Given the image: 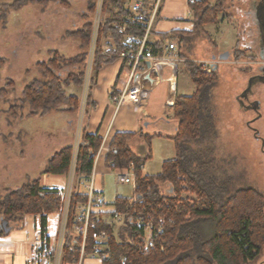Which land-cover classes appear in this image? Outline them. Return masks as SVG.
Returning a JSON list of instances; mask_svg holds the SVG:
<instances>
[{
    "label": "trees",
    "instance_id": "1",
    "mask_svg": "<svg viewBox=\"0 0 264 264\" xmlns=\"http://www.w3.org/2000/svg\"><path fill=\"white\" fill-rule=\"evenodd\" d=\"M29 1L35 0H12L9 3L0 0V10L5 15L6 11ZM190 4L197 31L203 30L208 23L218 21V4L212 5L206 0H194ZM104 13L106 17L98 30L93 70L94 66L100 67L113 60L125 48V36L119 32L118 25L126 24L127 33L138 36H142L145 31L143 24L131 21L125 0H105ZM91 32V22L76 32L86 47L90 44ZM103 35H112L118 43L114 52L104 53L101 50L100 40ZM173 35L177 34L167 33L164 38ZM179 36L181 39L190 37L183 32ZM232 55L239 59L247 55V50L236 46ZM85 60L86 55L78 54L71 58L70 63L83 65ZM3 62L0 58V75ZM186 63L196 89L190 96H178L174 104L178 120L177 133L172 138L176 157L164 162L161 173L144 176L140 168L143 158L134 154L129 145V141L139 132L117 133L113 140L116 151L108 157L110 167L115 170L129 168L134 163L138 182L136 199L117 197L114 211L150 213L156 220H164L163 232L156 239L155 246L146 250L143 247L142 231L136 228L131 215L127 227L120 228V242L113 234V225L100 219L90 231L86 252H92L95 246L92 232L107 231L110 238L104 264H122L123 260L126 264H249L264 253V193L250 186L231 189V179L227 174L223 175L212 154L213 140L207 134L214 129L212 98L219 82L218 67L212 66L211 72H206L200 63L189 60ZM38 68L45 77L36 78L24 87L20 107H26L30 115H46L64 104L69 105L67 110L78 112L80 97L68 95L64 85L72 79L82 86L83 69L63 78L59 74L62 63L58 55L40 63ZM92 85L93 78L88 94V108L91 104ZM13 88L14 83L8 80L4 88L0 89L1 98L7 99V94ZM14 107L16 105L9 110H14ZM151 137L145 135L148 142ZM101 143V137L87 133L83 126L76 157V176H91ZM72 162L73 144H70L50 158L45 173H69ZM184 192L194 194L195 199L183 196ZM86 201L87 194L73 193L70 197L64 261L77 259L80 254L81 236L76 235L74 217L78 205ZM63 207L64 197L61 192L45 188L40 177L18 188L9 189L0 196V236L7 233L3 222L13 228L24 215L41 214L45 225L46 216L61 213Z\"/></svg>",
    "mask_w": 264,
    "mask_h": 264
},
{
    "label": "crops",
    "instance_id": "2",
    "mask_svg": "<svg viewBox=\"0 0 264 264\" xmlns=\"http://www.w3.org/2000/svg\"><path fill=\"white\" fill-rule=\"evenodd\" d=\"M11 1L12 0H1V2L6 3ZM130 1L132 0H125L126 7L129 6ZM206 1L213 3L215 0ZM248 1H250L251 5V19L258 31L257 39L253 41V44L257 42L256 49L252 48L253 50L251 52L249 51V54H256L261 59H264V0ZM44 12H46L44 14L52 16V23L43 22L47 18L41 15L38 19L29 22L28 24H32V22L35 21L37 25L34 27L31 26L27 39H22L20 36L18 39L15 38L17 36L16 32L20 30L7 32L3 28L0 29V58L5 60L4 58L6 57L4 55L8 54V60L12 68L8 67L7 71H10V77L8 78H11V81L14 80L21 83L22 77H25V80L30 83L34 79L42 77L43 73L42 70L38 68L39 64L53 59L55 55L59 56V60L62 63L59 74L63 78H67L69 74L77 73L83 68L82 64H73L70 63V60L78 54L86 55L87 47L83 44L81 36L76 33L83 30L84 25L82 24L83 26L81 25L79 27L74 25L75 27L73 28L74 31L71 33V39L68 40L64 36V32H59V28L61 27H56L58 26L55 21L57 13L47 12L46 10ZM220 17L221 16H219V18ZM223 19L224 17H221L218 22L208 23L204 26L203 30L197 31L194 11L191 7L190 0H163L162 7L148 42V47L159 59L153 64L148 61L142 63V74L139 81L144 83L147 92L141 104L125 103L119 108H116L113 102L114 96L118 95L126 86L130 74L129 67L120 55L100 67H97V65L95 68L94 66L91 104L87 109L84 129L87 133L98 135L102 138V143L94 163V181L97 194H101L102 197L104 196V181L102 177L100 178L99 176L101 174L121 170L113 169L108 163L109 154L116 151V149H113V147H116L113 145V140L117 133L139 132L138 135L129 141V145L134 154L143 158L142 164L145 165V168L141 170L144 176L161 173L164 162L173 160L176 157L175 143L172 138L177 133L178 120L175 117L174 104L178 96H190L196 89L186 63L187 59L191 58L192 55H197L199 53L198 50H203L204 47H208L209 54L214 58V56L217 57V55L219 56L225 51H231L239 42V44H241L238 38L237 40L233 39L234 41L232 40L227 44L223 43L222 35L228 32L227 23L224 22ZM61 26L62 29H64V25L61 24ZM182 32L185 36L187 35L190 37L181 39L179 34ZM167 33H175L177 35H173L166 39L164 38V34ZM208 34L209 36L211 35V40L207 38ZM198 38H203V40L198 43V41H196ZM218 38H220L219 43L217 42ZM206 40L208 41V45L205 43ZM170 43H174L176 48L170 49ZM100 48L104 53H112L118 48V43L112 35H103L100 40ZM253 51H256V53H252ZM60 57L62 58L60 59ZM22 60L27 62L23 71L19 68L21 65L16 67V64ZM4 64L3 62L1 66L0 78L4 75L3 73H7V71H4L5 69H2ZM181 75L186 76L187 83L181 81ZM260 75H264V69L262 68L260 74L256 75V79L260 77ZM147 77L150 78V80H154L150 87L146 86ZM71 80L72 79L67 80L64 85L66 93L68 95H77L80 97L82 86L77 84V81ZM246 90L247 88L245 91ZM250 92L251 90L247 91L249 96ZM239 101H242V104H246L247 98L241 96ZM68 107L69 105L64 104L57 109H53V111L46 115H30L28 113V116L23 120L28 127L26 130V134H29L27 138L31 140L33 137L31 133L42 134L41 137H44V141L52 149L48 152V155L47 152L43 155V159L39 163L40 168L42 166L44 167V172L47 169L50 158L63 147L73 143L75 128L78 121V112L69 111L67 110ZM246 108L248 110L252 109L250 106L246 107L245 105V109ZM41 123L44 128L40 130L39 124ZM250 123L251 121L249 124ZM145 135L152 136L150 142L147 141ZM45 137L48 139L46 140ZM159 144L163 147V152L159 153L161 157L159 168H161V171L155 174L151 171L152 173L150 172V174L145 170L148 168L147 166L150 165L148 163L150 159L151 163L155 161V149ZM41 169H37L36 171L38 172ZM69 173L52 175L65 176L68 183V178L70 180ZM46 174L48 176V174L51 173ZM76 178L78 181L76 185L73 184V192H71V195L73 193L87 194L88 189L86 184L88 178H79L78 176H76ZM69 184L70 181L67 189ZM125 184L131 185L130 188L133 193L131 195L117 194L115 199L117 197H124L135 200L136 188L138 185L134 186L132 183ZM43 186L45 188L59 190L63 197H65L67 193V189L64 191L63 185L57 183V181H53L51 185L45 184ZM114 201L112 202V208L94 205V216L106 222V220L109 219V215L114 211ZM45 219V226L48 232L55 235L60 222V213L48 214ZM41 225H43V217L41 214H27L24 215L9 232L5 235H1L0 264H30L28 259L38 253V247L34 241V237ZM119 231L120 228L113 226V234L118 242L121 241ZM76 235L78 236L79 234L76 232ZM104 250L107 251L108 249ZM104 260L105 256L102 254L87 252L81 261L79 254L77 259L68 261L63 260V264H104Z\"/></svg>",
    "mask_w": 264,
    "mask_h": 264
},
{
    "label": "rangeland",
    "instance_id": "3",
    "mask_svg": "<svg viewBox=\"0 0 264 264\" xmlns=\"http://www.w3.org/2000/svg\"><path fill=\"white\" fill-rule=\"evenodd\" d=\"M94 4L95 0L29 1L26 5H21L17 9L13 8L6 11L5 15L0 10V29L3 28L7 32L20 30L16 32L17 36L15 38L18 39L20 36L22 39H27L31 26L37 25L35 21L32 24H28L29 22L38 19V17L46 16L47 19L43 22L52 23V16L44 14L46 10L47 12L57 13L55 21L58 26L56 27H61L59 28V32H64V36L69 40L76 25L79 27L82 24L85 26L89 22L92 24V21H94V7L91 9V6ZM211 4L219 5L218 20L224 17L223 20L227 23L228 32L222 35L223 38L221 37L223 43L227 44L233 39L237 40L238 38L241 44L237 41L239 43L235 47L238 46L241 49L247 50L246 56L237 59L232 55V50L235 48L233 47L230 58L222 60L217 55L216 60H213L208 52V47H204L203 50H198L199 53L197 55H192L191 58L187 59L193 62L196 61L195 63L204 62L203 66L213 64L214 67H218L219 82L214 89L212 98V112L215 118L214 129L207 133L210 135L209 138L213 140L214 149L212 154L217 159L223 175L226 176L227 174V177L231 179V189L250 186L264 193V75H260L255 81L251 82V88L249 89V91L251 90L249 93L250 99L253 102L254 100L258 101V111L245 109V104L239 101L247 86L250 85V83L248 84L250 77H256V75L260 74L262 64L264 63V59L255 54L256 51L252 52L255 55L249 54V51L251 52L254 48L256 49L257 42L253 44V41L257 39L258 33L257 27L251 19L250 1L215 0ZM40 9H43V13ZM219 16L221 17L219 18ZM61 24L64 25V29H62ZM207 38L211 40V35L209 36L208 34ZM92 40L93 36L91 35L90 44L87 47L86 60L82 65L84 74L90 70L88 61L91 49L94 50V41ZM202 40L203 38L196 39L198 43ZM219 41L220 38H218L217 42L219 43ZM205 43L207 44L208 41L206 40ZM4 56L6 58H4L5 64L2 69L7 71L8 67H12L8 60V54ZM26 65L27 62L22 60L16 64V67L20 66L19 68L23 71ZM9 72L3 73L4 75L0 78V89H3L7 80L11 79L8 78L10 77ZM44 77L40 78L44 79ZM186 80V76L181 75V81L187 83ZM12 82L15 87L9 91V94L6 96L7 99L0 96V196L9 189L18 188L24 183L38 177L41 178L43 185H51L53 181H57V183L63 185L64 191H66L70 181L67 192L68 195H71L73 184L76 185L78 181L74 171H70L68 183L65 176L61 177L52 174H48L47 176L43 171L44 167L42 166L41 169L39 163L42 161L43 155L46 152L48 155V152L52 149L44 141V137H41L42 134L31 133L33 136L31 140L27 138L29 135L26 134L28 127L23 120L28 116V109L20 107V105L23 88L29 81L27 82L25 77H22L21 83L14 80ZM82 89L81 87L80 95ZM13 105H16L14 107L15 111L11 110V112L9 109ZM259 113L260 116H257ZM250 121L251 123L248 125ZM39 125L40 130L44 128L42 123ZM78 128L77 121L73 140L76 137ZM253 129L259 131V138L255 136L256 133ZM45 139L47 140L48 138L45 137ZM160 152H163L161 144L156 146V159L153 163L150 162L151 159L149 160L148 163L150 165L147 166L146 172L150 173L152 171L155 174L161 171V168H159V161H161ZM37 169L41 170L37 172ZM99 177H102L104 181L103 197L106 200L105 207H113L112 202L115 200L117 194L131 195L133 193L130 184L117 182L116 171L101 174ZM183 196H189L191 200L195 199V195H192L190 192H184ZM249 264H264V253Z\"/></svg>",
    "mask_w": 264,
    "mask_h": 264
},
{
    "label": "built area",
    "instance_id": "4",
    "mask_svg": "<svg viewBox=\"0 0 264 264\" xmlns=\"http://www.w3.org/2000/svg\"><path fill=\"white\" fill-rule=\"evenodd\" d=\"M194 1V0H190ZM104 2L105 0H95L94 4V21H92V36L94 41V50L91 49L88 63L90 64V70L86 71L83 78L82 93L80 95V110L78 118V130L76 137L73 140V162L71 170L75 173L76 157L81 143V133L86 120V111L88 109V94L91 87V82L94 74L93 61L95 57V48L98 36L99 27L105 21L104 13ZM163 0H132L128 7H126L131 13V21L136 24H143L145 31L142 36L127 33L126 24L118 25L119 32L125 36V48L120 52V56L125 60L127 66L130 69L129 79L126 86L122 91L114 96L113 102L116 108H119L125 103H136L141 104L144 96L146 95L147 89L144 83L139 81L141 74H139V65L142 62L154 63L158 61V57L153 54L151 49L148 47V42L151 37L156 19L159 11L162 7ZM170 49H175L174 43H170ZM216 60V59H213ZM196 62V61H195ZM199 63V62H197ZM213 63V62H212ZM204 64V62H200ZM213 64L204 65L206 72H211ZM116 149V147H113ZM135 165L130 164L129 168L116 171V180L118 183H132L137 186V180L135 175ZM140 168L144 169L145 165L140 164ZM95 169L91 176L87 179L86 187L87 201L78 205L77 212L74 217L76 222V232L81 236L80 242V261L83 256L87 254L86 246L89 238L91 229H94L96 222L99 218L94 216V205L104 206L105 200L101 194H97L95 190ZM71 195L66 193L64 197V207L60 213V222L58 230L55 235L48 232L45 225H41L35 234L34 241L38 247V253L29 258L30 264H63L64 257V243L66 240V225L69 211V202ZM112 219L106 220L107 224L117 226L118 228L127 227L128 217L131 215L134 225L139 231H142L143 247L151 249L155 246L156 239L163 232V219L154 221L150 214H144L137 211L132 212H112ZM116 224V225H114ZM92 238L95 241V246L92 254H97L103 249L109 248L110 235L107 231L92 232ZM122 264H126L123 260Z\"/></svg>",
    "mask_w": 264,
    "mask_h": 264
},
{
    "label": "water",
    "instance_id": "5",
    "mask_svg": "<svg viewBox=\"0 0 264 264\" xmlns=\"http://www.w3.org/2000/svg\"><path fill=\"white\" fill-rule=\"evenodd\" d=\"M220 59H222V60H226V59H228V58H230L231 57V52L230 51H225V52H223V53H221L219 56H218ZM213 59H216V56H214V58ZM262 69H264V67H262ZM150 77V76H149ZM256 80V77H252L251 79H250V81H249V83H250V85H248V87H247V90L241 95V96H246L247 95V91L251 88V82H253V81H255ZM153 79H151L150 80V78H146V86L147 87H150L152 84H153ZM253 109L254 110H256V111H258V109H259V104H258V101H254L253 102ZM257 116H260V113H259V115H257ZM249 124V123H248ZM250 125V124H249ZM254 131H255V136L257 137V138H259V135H258V130H256V129H253ZM3 226H4V229H5V232H9L12 228L11 227H7V222H3Z\"/></svg>",
    "mask_w": 264,
    "mask_h": 264
},
{
    "label": "bare ground",
    "instance_id": "6",
    "mask_svg": "<svg viewBox=\"0 0 264 264\" xmlns=\"http://www.w3.org/2000/svg\"><path fill=\"white\" fill-rule=\"evenodd\" d=\"M230 52H231V51H230ZM142 63H143V62H142ZM142 63L139 65V74H142ZM262 67H264V63L262 64ZM144 214H145V213H144ZM148 214H150V213H148ZM112 215H113V213L109 215V220L112 219ZM145 215H146V214H145ZM150 215L153 216L152 214H150ZM152 218L154 219V221H158V220L155 219L154 216H153ZM96 224H97V222H96ZM96 224H95V226H96ZM163 224H164V220H163ZM114 225H116V224H114ZM106 252H107V251H105V250L103 249L102 251H100V252L97 253V254H102L103 256H105L104 254H105Z\"/></svg>",
    "mask_w": 264,
    "mask_h": 264
},
{
    "label": "flooded vegetation",
    "instance_id": "7",
    "mask_svg": "<svg viewBox=\"0 0 264 264\" xmlns=\"http://www.w3.org/2000/svg\"><path fill=\"white\" fill-rule=\"evenodd\" d=\"M245 97L247 98V103L245 104L246 107H249L250 106L253 109V107H252L253 106V100L250 99V96L248 94Z\"/></svg>",
    "mask_w": 264,
    "mask_h": 264
}]
</instances>
